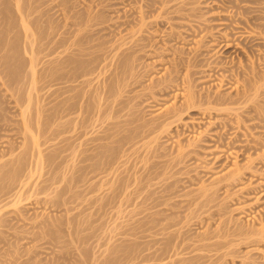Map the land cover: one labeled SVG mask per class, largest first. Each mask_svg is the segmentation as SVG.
<instances>
[{
    "label": "rangeland",
    "instance_id": "374dc122",
    "mask_svg": "<svg viewBox=\"0 0 264 264\" xmlns=\"http://www.w3.org/2000/svg\"><path fill=\"white\" fill-rule=\"evenodd\" d=\"M167 1L0 0V264L168 263L176 258L172 253L163 255L161 262L143 261L139 255L144 240L154 238V229L142 238L138 227L148 211L140 201L151 191L167 195L157 207L162 208L160 216L170 214L171 208L175 211L159 227L179 219L169 230L184 224L188 239L194 237L192 243L221 245L181 257L203 254V264H264V0ZM76 37L85 41L79 43ZM73 42L77 45L72 47ZM123 49L140 51L124 58ZM197 49L204 52L197 66L177 65L179 56L185 60ZM94 50L100 56L95 58L99 69L88 62ZM61 51L84 56L77 72L91 69L90 76L77 79L71 65L60 68ZM170 75L172 84L161 91L163 79ZM108 77L118 79L111 81L101 100L96 96L99 90L89 94L91 86L83 83L92 78L96 85ZM249 83L262 85V93L236 96ZM191 89L198 94L194 108L179 111V121L170 124L169 119L155 130L153 122L172 108L184 107ZM209 91L230 102H209ZM116 98L125 99L124 105L115 103L117 109L124 108L119 113L111 111ZM232 98L238 101L232 103ZM135 125L145 130L134 134L130 127ZM113 129H121L120 137L133 135L128 143L106 141L117 162L105 172L103 158L84 150L93 144L92 135ZM181 150L185 158L175 164ZM94 158L100 170H80ZM130 173L137 179L128 177ZM225 176L232 177L218 186L216 181ZM113 182L121 184L115 191L110 188ZM168 183L173 186L165 193ZM204 187H211L208 204L187 203ZM249 230L262 231L248 238L237 235ZM166 235L159 236L160 244L172 242ZM148 242L152 247V240Z\"/></svg>",
    "mask_w": 264,
    "mask_h": 264
},
{
    "label": "bare ground",
    "instance_id": "6f19581e",
    "mask_svg": "<svg viewBox=\"0 0 264 264\" xmlns=\"http://www.w3.org/2000/svg\"><path fill=\"white\" fill-rule=\"evenodd\" d=\"M168 1H170V0H168ZM168 1H167V3H168ZM165 5H166V2L164 3ZM168 5V4H167ZM149 7V6H148ZM149 24V23H148ZM142 25L144 26V23H142L141 24V27H142ZM146 25V24H145ZM140 29H142V28H140ZM139 29V30H140ZM249 33H251V32H249ZM85 36V35H84ZM178 36V35H177ZM85 37H83L82 39H84ZM88 38V37H87ZM222 38V37H221ZM66 39V38H65ZM76 39H77V37H76ZM76 39H75V41H76ZM79 39H81V37L79 38ZM81 39V40H82ZM67 40V39H66ZM78 40V39H77ZM80 40H78V42H79ZM83 41V40H82ZM82 41H80L79 43H81ZM85 41V40H84ZM83 41V42H84ZM224 41V40H223ZM64 42H65V40H64ZM66 42H68V41H66ZM87 42V41H86ZM150 42V41H149ZM229 42V41H228ZM231 42V41H230ZM74 43V45H72V44H70L72 47L73 46H75V45H77V42H76V44H75V42H73ZM78 43V44H79ZM64 44V43H63ZM67 44V43H66ZM88 44V43H87ZM151 44H152V42H151ZM230 44V43H229ZM80 45V44H79ZM78 45V46H79ZM147 45V44H146ZM145 45V46H146ZM231 45V44H230ZM63 46V45H62ZM68 46V45H67ZM77 46V47H78ZM133 46V45H132ZM151 46V45H150ZM76 47V48H77ZM85 47V46H84ZM68 48H70V47H68ZM117 48V47H116ZM201 48V47H200ZM74 49H75V47H74ZM73 49V50H74ZM86 49H87V47H86ZM89 49V48H88ZM118 49H119V47H118ZM130 49V48H129ZM141 49V48H140ZM64 50V49H63ZM65 50H67V49H65ZM70 50V49H69ZM82 50V49H81ZM80 50V53H83L82 51ZM98 50V49H97ZM138 50V52L140 51L139 49H137ZM137 50H134V51H131V53L133 54V55H136V51ZM75 51V50H74ZM79 51V50H78ZM84 51V50H83ZM89 51L90 50H88L87 51V53H89ZM95 51V50H94ZM123 51H125L124 49H123ZM62 52V51H61ZM66 53H68V51H65ZM65 52L63 53V55L65 54ZM98 52H99V50H98ZM71 53V52H70ZM76 53V52H75ZM80 53H76L75 55H70V54H68V55H70L71 57H67L68 55L66 54V56L64 55V57L62 58V60L60 61V68H61V66H63V67H68V66H70L71 65V67H72V69H74V71L72 72L73 73V77L74 76H76L77 77V79H78V77H80V79H81V75H83V76H86V75H89L90 73H91V69H90V71H87V70H85L84 72L83 71H81V73L80 74H78V72H77V70H80L79 68H81L80 66L81 65H79L80 63H81V57L83 58L84 56H86L87 54H85V53H83V55L84 56H81L80 58H78L79 56H80ZM97 52L95 51V52H90V55L91 56H93V58H91V57H89V60H88V62L91 64L92 63V65H93V67H94V69H96V67L98 68V66H99V64H100V62H98V61H96L95 60V58L97 57L98 58V54L99 53H97ZM106 53V52H105ZM130 52L129 53H127L126 51L125 52H122V54H120L121 56H123V55H127V57H128V55H130L131 54ZM204 52H203V50H201V49H197L196 51H195V54L191 57L190 56V58H187V57H185V58H187V59H185L184 60V58H183V56L181 57V56H179L180 57V60H179V62H178V64L177 65H183V64H187V65H191V66H193V65H195V66H197L199 63V61L201 62V59L202 58H200V55L202 56V54H203ZM73 54H74V52H73ZM109 54V53H108ZM116 54V53H115ZM139 54V53H138ZM62 55V54H61ZM98 55V56H97ZM120 55H119V57H120ZM133 55L132 56H130V58L131 57H133ZM74 56V57H73ZM103 56H105L104 54H103ZM117 56H118V54H117ZM138 56V55H137ZM140 56V55H139ZM88 57V56H87ZM100 57V56H99ZM107 57V56H106ZM124 57V56H123ZM61 58V57H60ZM59 58V59H60ZM96 58V59H97ZM103 58V57H102ZM118 58V57H117ZM121 58V57H120ZM125 58V57H124ZM129 58V59H130ZM135 58V57H134ZM86 59V58H85ZM91 59V60H90ZM99 59V58H98ZM104 59V58H103ZM106 59V58H105ZM119 59V58H118ZM179 59V58H178ZM133 60V59H132ZM203 60V59H202ZM78 61H80V62H78ZM84 61V60H83ZM97 63H96V62ZM104 61V60H103ZM118 61V60H117ZM120 61V60H119ZM217 61V60H216ZM218 62V61H217ZM221 62V61H220ZM34 63V62H33ZM58 63V62H57ZM102 63V62H101ZM126 63V62H125ZM175 63H176V61H175ZM198 63V64H197ZM213 63H214V61H213ZM222 63V62H221ZM59 64L57 65V66H59ZM119 64H120V62H119ZM119 64H118V66H119ZM218 64V63H217ZM55 65V64H54ZM86 65V64H85ZM89 65V64H88ZM95 65V66H94ZM122 65V64H121ZM110 66V65H109ZM117 66V65H116ZM184 66V65H183ZM220 66V65H219ZM101 67V66H100ZM108 67V66H107ZM114 67V66H113ZM121 67V66H120ZM212 67H214V66H212ZM85 68H87V67H85ZM115 68V67H114ZM134 68V67H133ZM136 68V67H135ZM198 68V67H197ZM71 69V70H72ZM99 69V68H98ZM117 69V68H116ZM115 69V70H116ZM253 69V68H252ZM70 70V71H71ZM83 70V69H82ZM111 70V69H110ZM112 70H113V68H112ZM119 70V69H118ZM125 70H126V68H125ZM70 71H66L65 73L67 74V73H69V74H67V76L68 75H70ZM106 71H108V70H106ZM120 71V70H119ZM250 71V70H249ZM64 72V71H63ZM93 72V71H92ZM111 72H113V71H111ZM251 72L254 74V75H256L255 74V70H251ZM64 73V74H65ZM94 73V72H93ZM116 73V72H115ZM119 73V72H118ZM117 73V74H118ZM123 73H124V71H123ZM123 73H121V74H123ZM126 73V72H125ZM196 73H198V71H194V72H192V74H196ZM65 74V75H66ZM116 74V75H117ZM120 74V73H119ZM191 74V75H192ZM248 74V73H247ZM109 75V74H108ZM130 75V74H129ZM71 76V77H72ZM82 76V77H83ZM90 76V75H89ZM110 76V75H109ZM113 76V75H112ZM126 76V75H125ZM172 75H170V77H167V78H165V79H163V87H162V90L161 91H163V90H167V88L170 86V83L172 84V81L174 80V78L173 77H171ZM70 77V78H71ZM115 77V76H114ZM85 78V77H84ZM98 78V77H97ZM96 78V79H97ZM79 79V80H80ZM83 79V78H82ZM99 79V78H98ZM118 79V78H117ZM116 79V80H117ZM126 79V78H125ZM69 80H71V79H69ZM79 80H78V82H79ZM116 80H113L114 81V83H115V81ZM112 79H111V77H108V78H106L105 80H101V82L100 83H98V84H94V79H92V78H87V79H85V81L83 82V83H86L88 86H91L90 87V89H88V93H89V91H90V93H92L93 91H96V90H99V92H98V95H96V96H100L98 99L99 100H101L102 99V97L101 96H104V94L106 95V93H107V91H108V89H109V86L111 87V85L113 84L112 82ZM110 83H112V84H110ZM191 83V82H190ZM258 83V82H257ZM257 83H249V84H247V85H245L244 87H243V89H240V90H238L237 91V95L236 96H243V97H248V96H258V94H261L262 92H261V90H262V85H260V84H257ZM94 85V86H93ZM80 86V85H79ZM82 86V85H81ZM123 86V85H122ZM76 87H77V85H76ZM192 87V86H191ZM195 87V86H194ZM81 88V87H80ZM125 88V87H124ZM129 87H127V89H128ZM152 88V87H151ZM161 88V87H160ZM112 89V88H111ZM63 90V89H62ZM73 90V89H72ZM189 90H190V88H189ZM194 90V89H193ZM66 91V90H65ZM110 91V90H109ZM108 91V92H109ZM85 92V91H84ZM127 92V91H126ZM209 92H211V93H208L207 95H205V96H209V98H208V101L209 102H217V103H221V102H230V100L228 101H225V100H223L222 98H220L219 96H222V95H220L219 93H216V92H212V91H209ZM78 93H80L79 91H78ZM77 93V94H78ZM87 93V94H88ZM89 93V94H90ZM112 93V92H111ZM199 93V92H198ZM81 94V93H80ZM79 94V95H80ZM88 94V95H89ZM68 95V94H67ZM86 95V94H85ZM84 95V96H85ZM87 95V96H88ZM92 95H93V93H92ZM92 95H89L90 97L92 96ZM128 95H130V94H128ZM204 95V94H203ZM69 96V95H68ZM188 99H187V101H186V103H184V107H180V110H178V111H176V109H171V110H169V111H167L166 113H164V114H162V115H160L158 118L160 119H158V121L159 122H157L156 121V119H154L156 122L154 123L153 122V127H154V129L156 130L157 128V130H159V127L163 124V127H164V123H166V121L168 120L169 121V119H171L170 120V124L171 123H176L177 122V120L179 121V119L180 118H182L181 117V114L179 113V111H190L191 109H193L194 108V104H195V102H194V96H198V94L197 93H195V91L194 92H192V89H191V91H189V93H188ZM227 96V95H226ZM229 96H232V95H229ZM76 98V97H75ZM89 98V97H88ZM93 98V97H92ZM131 98V97H130ZM224 98V97H223ZM82 99V98H81ZM85 99V98H84ZM86 99H87V97H86ZM117 100H115V102H114V106H115V103H116V105H120V104H123L124 103V101H125V99H119L118 100V98H116ZM65 99H63V101H64ZM77 100V99H76ZM75 100V101H76ZM88 100V102H90L91 100H89V99H87ZM93 100V99H92ZM96 100V99H95ZM94 100V101H95ZM105 100V99H104ZM130 100V99H129ZM66 101H68V99L66 100ZM86 101V100H85ZM238 100H237V98L235 99V98H232V100H231V102L233 103H235V102H237ZM65 102V101H64ZM70 102V101H69ZM127 103H128V101H126ZM76 103V102H75ZM97 103V102H96ZM106 103V102H105ZM108 103V102H107ZM130 103V102H129ZM64 104V103H63ZM79 104V103H78ZM84 104V103H83ZM83 104H80V105H83ZM86 105H87V103H85ZM98 104V103H97ZM89 105V104H88ZM99 105H100V103H99ZM98 105V106H99ZM111 105V104H110ZM124 105V104H123ZM122 105V106H123ZM109 106V105H108ZM108 106H107V109H105L104 111L106 112L107 110H108ZM90 107V106H89ZM119 107V106H118ZM67 108V107H66ZM82 108V107H81ZM110 108V107H109ZM64 109V108H63ZM94 109V108H93ZM103 109L104 108H102V111L101 110H99V111H101V112H103ZM120 109H124V108H119V109H117L116 108V106L114 107V108H111V111H114L115 113H119V111H120ZM248 109V108H247ZM91 110V109H90ZM89 110V111H90ZM83 111V110H82ZM88 111V110H87ZM95 111V110H94ZM97 111V110H96ZM111 111L109 112V114L111 113ZM124 111V110H123ZM122 111V112H123ZM68 113H69V111H67ZM85 112V111H84ZM105 112H103V113H105ZM121 112V111H120ZM106 113H108V112H106ZM182 113V112H181ZM86 114H87V112H86ZM95 114V113H94ZM131 114V113H130ZM89 115V114H88ZM91 115V114H90ZM93 115V114H92ZM108 115V114H107ZM113 115V114H112ZM115 115V114H114ZM100 116H102V115H100ZM88 117V116H87ZM87 117L85 118L86 119V122H87ZM92 117V116H91ZM95 117V116H94ZM107 117H109L110 118V116H107ZM113 118V117H112ZM85 119H84V122H85ZM97 119V118H96ZM101 119H103V118H101ZM115 119H117V118H115ZM114 119V120H115ZM91 120V119H90ZM98 120V119H97ZM113 120V121H114ZM124 120V119H123ZM81 121V120H80ZM92 121H93V119H92ZM91 121V122H92ZM120 119H119V121H117L116 120V122L118 123H120ZM165 121V122H164ZM84 122H83V124H84ZM89 122V121H88ZM99 122V121H98ZM102 122V121H101ZM127 122V121H126ZM125 122V123H126ZM133 122V121H132ZM131 122V123H132ZM150 122V121H149ZM63 123H65V122H63ZM111 123H113V122H111ZM115 123V122H114ZM122 123V122H121ZM120 123V124H121ZM125 123L123 122V126L125 125ZM130 123V124H131ZM152 123V122H151ZM89 124V123H88ZM91 124V123H90ZM95 124V123H94ZM128 124V123H127ZM126 124V125H127ZM142 124V123H141ZM140 124V125H141ZM146 124H147V122H146ZM70 125V124H69ZM80 125V124H79ZM122 125V124H121ZM125 125V126H126ZM132 125V124H131ZM137 126V125H135V126H131L130 127V129L132 130V131H134V134H135V131L137 132H139L143 127H145L144 125H141V126H143V127H141V126ZM168 125V123L165 125L166 127H165V129L168 127L167 126ZM64 126V125H63ZM67 126H68V124H67ZM78 126V125H77ZM87 126H89V125H87ZM75 127V126H74ZM84 127H85V125H84ZM90 127H91V125H90ZM108 127V126H107ZM110 127V126H109ZM116 127H117V125H116ZM120 127V126H119ZM66 128V127H65ZM81 128H83V127H81ZM113 128V127H112ZM115 128V127H114ZM120 128H122V126L120 127ZM128 128V127H127ZM141 128V129H140ZM150 128V127H149ZM117 129V128H116ZM124 129V128H123ZM129 129V128H128ZM127 129V130H128ZM144 129V128H143ZM154 129H152L151 128V130H154ZM163 129V128H162ZM67 130V129H66ZM110 130H111V128H110ZM114 130V129H113ZM126 130V129H125ZM145 130V129H144ZM150 130V131H151ZM64 131V130H63ZM82 131H84V130H82ZM130 131V130H129ZM129 131H128V133H129ZM160 131V130H159ZM146 132V131H145ZM149 132V131H148ZM154 132V131H153ZM156 132V131H155ZM101 133V132H100ZM99 133V134H100ZM103 133V132H102ZM120 133H122V131H121V129L119 130H114V131H110V132H108V131H105L104 132V134L102 135H99V136H94V138H93V135H92V143L93 144H91V146H89L88 148H86L84 151H87V153H88V155L90 154V155H94V156H96V158H97V156L99 157L100 156V158L102 159L103 158V160L105 161V164H104V168H105V172H106V170L108 171V170H110L109 168H107L106 169V167H110L111 169H112V166L114 165V164H116V162H117V159L116 158H113V157H111V153H110V149H107L106 148V146H107V143L108 142H106V141H109V142H111V141H123V143L126 141L127 143H128V141L126 140V139H128L129 138V135H133V134H129V135H126V133H125V135L124 136H119V134ZM132 133V132H131ZM140 133H142V132H140ZM139 133V134H140ZM161 133V132H160ZM96 134H98V133H96ZM124 134V133H123ZM122 134V135H123ZM138 134V133H137ZM136 134V135H137ZM144 135V134H143ZM140 136V135H139ZM120 137V138H119ZM137 137V136H136ZM135 137V138H136ZM66 138V137H65ZM138 138V137H137ZM130 140H131V137L129 138ZM134 139V138H133ZM130 140H129V142H130ZM66 141V140H65ZM86 141V140H85ZM83 142V141H82ZM66 143V142H65ZM84 143V142H83ZM112 143H114V142H112ZM68 144V143H67ZM110 144V143H109ZM115 144V143H114ZM119 144V143H118ZM117 144V145H118ZM121 144H122V142H121ZM81 145V144H80ZM79 145V146H80ZM126 145V144H125ZM68 146V145H67ZM111 146H112V144H111ZM120 147H122L121 145H119ZM86 147V146H85ZM118 147V146H117ZM116 147V148H117ZM124 147V146H123ZM65 148V147H64ZM109 148V147H108ZM60 149V148H59ZM114 149V148H113ZM118 149V148H117ZM119 150V149H118ZM122 150V149H121ZM81 151V150H80ZM84 151H82V152H84ZM185 150H181V152H182V154H181V156H177L178 157V159H177V162H175V164H178L179 162H181L182 161V158H185V154L183 153ZM118 152H120V151H118ZM124 152V151H123ZM126 152V151H125ZM75 153V152H74ZM81 153V152H80ZM87 153H85V154H87ZM109 153V154H108ZM84 154V153H83ZM115 154V153H114ZM120 154V153H119ZM126 154V153H125ZM129 154V153H128ZM76 155H77V153H76ZM81 155H82V153H81ZM89 155V156H90ZM113 155V154H112ZM116 155H118V153H116ZM94 156H92V158L94 157ZM126 156V155H125ZM85 157V156H84ZM105 157V158H104ZM128 157V156H127ZM147 157V156H146ZM81 158V157H80ZM91 158V159H92ZM96 158H94L95 159V161H94V159L91 161V159H90V161H91V163H88V164H82V166H80V170H86V171H98V170H100L99 169V167H97L96 166V163H98L99 161H97V159ZM120 158V157H119ZM86 159V158H85ZM89 159V158H88ZM143 159V158H142ZM175 159V158H174ZM173 159V160H174ZM175 159V160H176ZM83 160V159H82ZM102 160V161H103ZM144 160V159H143ZM80 161V160H79ZM101 161V162H102ZM103 161V162H104ZM84 162V161H83ZM82 162V163H83ZM87 162V161H86ZM85 163V162H84ZM155 163V162H154ZM77 164V163H76ZM117 164H119V163H117ZM121 164V163H120ZM101 165V164H100ZM99 165V166H100ZM103 165V164H102ZM156 165H157V163H156ZM115 166V165H114ZM158 166V165H157ZM156 166V167H157ZM173 166V165H172ZM250 166V165H249ZM249 166H246L247 168L249 167ZM117 167V166H116ZM136 167V166H135ZM114 168V167H113ZM122 168V167H121ZM132 168V167H131ZM158 168V167H157ZM135 169V168H134ZM152 169V168H151ZM154 169V168H153ZM159 169V168H158ZM103 170V169H102ZM114 170V169H113ZM116 170V169H115ZM115 170H114V172H115ZM127 170H128V168H127ZM132 170V169H131ZM150 170V169H149ZM111 171V170H110ZM120 171H121V169H120ZM120 171H119V173H120ZM122 171H124V170H122ZM148 171V170H147ZM154 171H156V170H154ZM78 172V171H77ZM80 172H82V171H80ZM109 172V171H108ZM143 172V171H142ZM83 174H82V177H83V175H84V172H82ZM98 173V172H97ZM100 173V172H99ZM99 173H98V175H99ZM118 173V174H119ZM137 173V172H136ZM141 173V172H140ZM144 173V172H143ZM151 173H153V172H151L150 171V173H147L146 172V174H144L143 176H141V177H143L142 178V180L143 179H145V178H147L149 175H151ZM156 173V172H155ZM93 174V173H92ZM115 174V173H114ZM125 174H127V173H125ZM131 174V176H128V177H132L133 178V176H132V174L133 173H130ZM106 175H107V173H106ZM123 175V174H122ZM134 175V174H133ZM87 176V175H86ZM86 176H84V178L86 177ZM91 176V175H90ZM89 176V177H90ZM120 176V175H119ZM138 176V175H137ZM233 176V175H232ZM232 176H230V177H232ZM88 177V176H87ZM93 177V176H92ZM116 177H117V175H116ZM126 176H123V177H121L122 179H124ZM140 177V176H139ZM230 177H227V176H225V177H222V178H219L217 181H216V183H217V185L219 186V185H222V184H224L226 181H228L229 179H230ZM75 178H77V177H75ZM96 178V177H95ZM115 178V177H114ZM131 178V179H132ZM137 179V177H136V174L134 175V179ZM79 179H81V178H79ZM93 179V178H92ZM122 179H120L119 178V180H122ZM130 179V180H131ZM133 179V180H134ZM139 179V178H138ZM141 179V178H140ZM139 179V180H140ZM152 179V178H151ZM77 180V179H76ZM86 180H87V178H86ZM86 180H84V181H86ZM110 180V179H109ZM116 180H118V179H116ZM115 180V181H116ZM118 180V181H119ZM129 180V179H128ZM129 180V181H130ZM138 180V181H139ZM141 180V181H142ZM99 181V180H98ZM124 181V180H123ZM136 181V180H135ZM149 182V181H148ZM147 182V183H148ZM151 182V181H150ZM79 183V182H78ZM91 183V182H90ZM97 183V182H96ZM108 183V182H107ZM118 183H121V181H119ZM118 183H116V182H113L112 184H111V189H113L112 191H115L116 189H118L119 187H120V185L122 184H120V185H118ZM131 183H132V180H131ZM142 183H145V182H142ZM80 184V183H79ZM99 184V183H98ZM106 184V183H105ZM124 184V183H123ZM127 184V183H126ZM129 184H130V182H129ZM129 184H127V185H129ZM134 184V183H133ZM150 184V183H149ZM152 184V183H151ZM166 184V183H165ZM169 184V185H168ZM167 184V186L166 187H163L164 189V192L166 191V190H169L170 189V187H172L173 185V183H168ZM81 185V184H80ZM132 185V184H131ZM136 185V184H135ZM140 184H138V186H139ZM172 185V186H171ZM213 186H216V184H212ZM92 186V185H91ZM94 186V185H93ZM104 186V185H103ZM124 186H125V184H124ZM130 186V185H129ZM129 186H127V188L129 187ZM143 186V185H142ZM145 186V185H144ZM163 186H165L164 184H163ZM217 186V187H218ZM100 187H101V185H100ZM135 187V186H134ZM69 188V187H68ZM74 188V187H73ZM72 188V189H73ZM95 188H97L96 186H95ZM102 188L103 187H101V189L100 190H102ZM124 188V187H123ZM130 188H131V186H130ZM132 188H133V186H132ZM209 188L211 189V187H204V189H202L201 190V192L198 194V195H195L194 197H191V199H187L188 200V202L187 203H190V204H198V205H206V204H208L209 203V195H208V191H210L209 190ZM76 189V188H75ZM78 189H79V187H78ZM93 190H94V188H92ZM104 189V188H103ZM106 189V188H105ZM125 189V188H124ZM142 189V187H138L136 190L137 191H139V190H141ZM68 190V189H67ZM88 190H90V189H88ZM144 190V189H143ZM146 190V189H145ZM149 190V189H148ZM154 190V189H153ZM91 191V190H90ZM99 191V190H98ZM97 191V192H98ZM120 191H121V189H120ZM123 191V190H122ZM131 192L133 191V190H130ZM137 191H135V192H137ZM170 192H171V190H169ZM63 192V191H62ZM68 192V191H67ZM79 192V191H78ZM96 192V191H95ZM102 192H105V191H102ZM125 192H126V190H125ZM152 192V191H151ZM150 192V193H151ZM64 193V192H63ZM84 193H86V191L84 192ZM83 193V194H84ZM117 193V192H116ZM127 193H128V191H127ZM143 193V192H142ZM148 194V195H146L145 194V199L143 198V200L142 201H140V203L143 205V206H145L146 207V211L148 210L149 211V209H155V210H153V212H145L146 214L144 215V217H140L141 219H140V221H139V225H138V227L140 228V230L142 231H140L142 234H141V236H142V238H147L148 236H151V231H150V233L148 234L147 233V231L149 230V229H154L153 231H152V236L154 237V238H152V239H150V237H149V239H146V240H144L145 241V245H143V246H145V248L144 249H142L141 247H139L140 249H142L141 251H140V258L143 260V261H146V260H151V259H157V258H159V260H160V258L161 257H163V255H166V256H168V255H170V253H172V255L171 256H176V258L175 259H170V262H168V263H163L164 261H165V259H164V257H163V261L162 260H160V262L162 261V263L161 264H203L202 262H199V260L203 257L204 258V256H203V254H196V255H192L191 257L189 256V257H181V255H183V254H187V253H190V252H193V251H196V250H198V252H199V250H209V251H211L214 247V245L215 246H217V247H219V246H221L220 245V243L219 244H217V242L216 243H201V244H198V243H192L191 242V240H194V239H192L191 237H193V236H191V237H189V239H188V237H187V233L185 234V230L186 229H183V228H185L186 226H184V224H183V226H182V224H181V227H177L176 229L175 228H173V230H169V228H171V227H174V226H176L177 224L179 225V219H178V222L176 221H172V222H170V224H169V226H167V225H161V227H159L160 226V223H161V220H163V219H165V218H168V216H171V213H173V212H175L172 208L170 209L171 210V212H170V214H167L168 212H166V215H165V213H164V215L163 216H160V215H162V214H159L160 212H162V208L160 209H157V207H159L160 205H162L163 204V202H165L164 200H165V198H164V196L166 195H156V192H153V193H151V194ZM159 193V192H158ZM166 193V192H165ZM60 194H62V193H60ZM81 194V193H80ZM99 194V193H98ZM103 194V193H102ZM160 194V193H159ZM170 194V193H169ZM210 194V193H209ZM119 195V194H118ZM139 195V194H138ZM100 196V195H99ZM115 196V195H114ZM129 196V195H128ZM132 196H133V194H132ZM167 196V195H166ZM209 196V197H208ZM97 197H98V195H97ZM106 197V196H105ZM108 197V196H107ZM130 197V196H129ZM169 197H170V195H169ZM100 198V197H99ZM114 198V197H113ZM120 198H121V196H120ZM132 198V197H131ZM164 198V199H163ZM172 198H174V197H172ZM102 199H104V197L102 198ZM118 199V198H117ZM116 199V200H117ZM123 199V198H122ZM128 199V198H127ZM127 199H125V201L127 200ZM100 200H101V198H100ZM112 200V199H111ZM169 200V199H168ZM2 201V200H1ZM128 201V200H127ZM171 201H172V199H171ZM108 202H109V198H108ZM138 202V201H137ZM136 201H135V203H137ZM101 203H102V201H101ZM104 203V202H103ZM125 203V202H124ZM127 203V202H126ZM169 203V202H168ZM171 203V202H170ZM169 203V204H170ZM108 204V203H107ZM111 204V203H110ZM123 204V203H122ZM174 204V203H173ZM173 204H171V205H173ZM97 205V204H96ZM112 205V204H111ZM97 206H99V205H97ZM103 206V205H102ZM174 206V205H173ZM94 207V206H93ZM100 207V206H99ZM104 207V206H103ZM167 208V207H166ZM95 209V208H94ZM96 209H98V208H96ZM101 209V208H100ZM166 210V209H165ZM169 210V209H168ZM93 211V210H92ZM100 211V210H99ZM98 210H97V212H99ZM140 211V210H139ZM163 211H164V209H163ZM165 212V211H164ZM177 212V211H176ZM96 213V212H95ZM101 214V213H100ZM158 214H159V217H158ZM199 215H200V211H199V213H198ZM96 215H97V213H96ZM156 217V221H154V224H151V222L153 221V218H154V216ZM157 215V216H156ZM97 216H100V215H97ZM140 216H141V214H140ZM195 216V215H194ZM174 217V216H173ZM7 218V217H6ZM101 218V217H100ZM137 218V217H136ZM151 218V219H150ZM170 218V217H169ZM168 218V219H169ZM175 218V217H174ZM183 218V217H182ZM181 218V219H182ZM187 218V217H186ZM190 218H192V217H190ZM10 220V219H9ZM135 220V219H134ZM152 220V221H151ZM154 220H155V218H154ZM100 221V220H99ZM168 221V220H167ZM184 221V220H183ZM136 222V221H135ZM182 222V221H181ZM180 222V223H181ZM153 223V222H152ZM163 223V222H162ZM186 223V222H185ZM168 224V223H167ZM187 224V223H186ZM189 225V224H188ZM136 228H137V226H135ZM130 228V227H129ZM133 229H134V227H133ZM125 230H127V229H125ZM135 230V229H134ZM138 230V229H137ZM130 231V230H129ZM187 231H189V230H187ZM262 230H257V231H240L239 233H237V235H239V236H242L243 238H245V237H247V235H251V234H256V233H260ZM124 232V231H123ZM127 232V231H126ZM131 233H134V232H132V231H130ZM189 233V232H188ZM168 236H167V235ZM235 234V233H234ZM128 235H130V234H128ZM136 235V234H135ZM134 235V236H135ZM138 235V234H137ZM136 235V236H137ZM164 236V238H165V235L167 236V237H170V239L172 240V242H171V240H170V242L171 243H169L168 241H169V238H168V243L169 244H167L166 242H164L165 244L164 245H162V244H160V240H161V237H159V236ZM132 236V235H131ZM197 236V235H196ZM208 237V236H207ZM190 238H191V240H190ZM194 238V237H193ZM203 238V237H202ZM205 238V237H204ZM203 238V239H204ZM212 238V237H211ZM248 238V237H247ZM199 239H201V238H199ZM206 239V238H205ZM204 239V240H205ZM149 240H152V247L150 246V248H149V246H147V243L149 244ZM166 241V240H165ZM200 240H198L197 242H199ZM147 242V243H146ZM201 242V241H200ZM222 243V242H221ZM158 244H160V245H158ZM222 245H223V243H222ZM225 245V244H224ZM147 246V247H146ZM223 247V246H222ZM215 249V248H214ZM121 250V249H120ZM124 249H122V251H123ZM220 250V249H219ZM215 251V250H214ZM217 251H218V248H217ZM139 252V251H138ZM194 253V252H193ZM205 253H207V252H205ZM210 253V252H209ZM218 253V252H217ZM168 254V255H167ZM216 255V254H215ZM218 256V255H217ZM126 257H128V256H126ZM169 257V256H168ZM206 257V256H205ZM212 257V256H211ZM215 257V256H214ZM213 257V258H214ZM209 258V257H208ZM128 259V258H127ZM167 259V258H166ZM206 259V258H205ZM129 260V259H128ZM141 260V261H142ZM158 260V259H157ZM142 261V262H143ZM153 262V261H152ZM148 263V262H147ZM156 264H158V263H156ZM160 264V263H159ZM205 264V263H204Z\"/></svg>",
    "mask_w": 264,
    "mask_h": 264
}]
</instances>
